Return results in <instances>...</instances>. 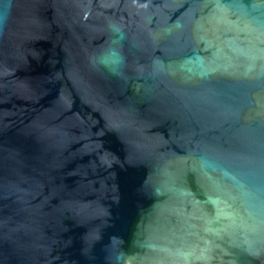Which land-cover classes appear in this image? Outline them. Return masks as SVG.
<instances>
[{
	"label": "water",
	"instance_id": "obj_1",
	"mask_svg": "<svg viewBox=\"0 0 264 264\" xmlns=\"http://www.w3.org/2000/svg\"><path fill=\"white\" fill-rule=\"evenodd\" d=\"M10 4L0 264H264V0Z\"/></svg>",
	"mask_w": 264,
	"mask_h": 264
},
{
	"label": "clouds",
	"instance_id": "obj_2",
	"mask_svg": "<svg viewBox=\"0 0 264 264\" xmlns=\"http://www.w3.org/2000/svg\"><path fill=\"white\" fill-rule=\"evenodd\" d=\"M0 4L3 5V11H0V31H2L9 22L11 4L10 0L9 3L0 0ZM105 31L108 39L102 48L92 54L91 64L97 71L121 78L127 64L124 48L129 39L128 34L122 25L114 21L107 23Z\"/></svg>",
	"mask_w": 264,
	"mask_h": 264
}]
</instances>
